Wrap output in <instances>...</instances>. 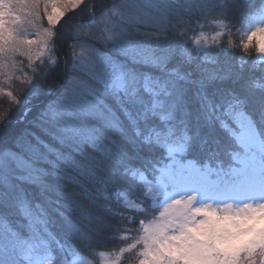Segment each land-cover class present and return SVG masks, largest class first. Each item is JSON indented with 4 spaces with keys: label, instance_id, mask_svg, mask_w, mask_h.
Instances as JSON below:
<instances>
[{
    "label": "snow or ice",
    "instance_id": "obj_1",
    "mask_svg": "<svg viewBox=\"0 0 264 264\" xmlns=\"http://www.w3.org/2000/svg\"><path fill=\"white\" fill-rule=\"evenodd\" d=\"M190 7L203 19L189 22L202 27L211 16L219 30L211 39L197 33L193 47L177 55L160 30L129 31L126 25L139 20L135 0L99 12L96 0H0V100L8 104L0 107V264H67L55 259L53 247L63 249L67 241L50 225L58 217L70 236L87 242L93 223L105 224L104 213L111 212L110 189L122 207L147 212L134 200L157 196L164 203L156 216L139 222L133 243L101 251L108 257L102 264H122L129 250H136L135 264H264V0L243 17L239 43L229 39L227 48L241 55L239 65L224 72L194 63V53L218 63L210 50L234 27L229 14L237 0H197ZM77 12L88 19L66 30L72 40L67 75L63 84L50 82L61 62L57 29ZM187 32L181 28L177 35L183 39ZM80 37L91 43L78 45ZM143 40L167 50L145 54ZM102 49L131 54L133 63L151 71L128 69ZM39 95L55 98L39 107L31 129L14 133V110L23 106L16 121L23 123ZM164 124L179 126L181 135L174 137ZM205 131L225 132L244 151L233 154L227 178L213 181L207 162L186 159L205 142ZM149 168L159 173L155 183L147 178ZM122 183L138 196L121 197ZM71 264L93 261L77 257Z\"/></svg>",
    "mask_w": 264,
    "mask_h": 264
},
{
    "label": "trees",
    "instance_id": "obj_2",
    "mask_svg": "<svg viewBox=\"0 0 264 264\" xmlns=\"http://www.w3.org/2000/svg\"><path fill=\"white\" fill-rule=\"evenodd\" d=\"M115 2L117 4L124 3L125 0H96V8L99 12L104 6H111ZM197 0H135L137 9L133 12V16L139 17L137 21L134 19L132 23L126 25L129 31H134L139 29L141 32H156L160 30L165 33L169 40L168 42L172 45L175 53L180 54L183 47L192 48L191 38L194 37L199 32H204L209 39H211L215 32L219 29L211 22V16L208 20L203 22L202 27H197L194 22L197 18H201V12L190 7L196 3ZM238 7L232 9L229 14V19L234 24L230 33L225 30L224 34L219 37L221 41L220 48H214L210 50L213 57L218 60V63H204L203 56L194 53V63H201V66L207 71H219L224 72L231 67L235 69L239 65V57L241 55L240 50H230L227 48L229 39H232L235 43H239L241 35L237 34V29L241 28V21L245 15H250L260 6V0H237ZM84 19L87 21L86 14L82 12H77L75 16L68 15L63 22L59 25L57 29L56 38V51L61 57L60 65L52 72L49 77V81L55 80L58 84H63V81L67 75L64 71V58L67 56L69 49L68 44L72 42L70 35L66 31L69 29L70 25L74 24L77 19ZM181 28H187V37L180 38L177 32ZM185 40L188 43L185 45ZM79 45L81 43H91L87 41L84 37H80L76 41ZM96 48H102L100 44L94 45ZM141 48L144 53L153 52L156 55H160L167 49L163 45H157L156 41L143 40ZM107 52L108 56L116 62H122L126 65L128 69H133L140 72H150L151 69L147 68L141 64L133 63L130 59V55L121 54L113 50L102 49ZM255 59V50L252 51V57L248 60L249 66ZM259 74V73H257ZM189 89L194 91L195 84L188 85ZM53 96L39 95L32 100L33 111L28 114L23 123H17L21 115L24 112L23 106L18 107L14 110L12 119L14 123L11 125L12 131L14 133L23 132L25 129H31L30 121L33 120L39 107L42 106L50 99H54ZM0 107L7 108L8 104L4 100H0ZM162 128L167 130L172 129L174 137H179L181 135V130L179 126L173 125H162ZM201 141H205L200 144L198 142L197 147H194L192 151L188 154V157L195 158V160L202 166L207 162L213 173L210 179L215 181L221 178H227L229 169L233 165L232 156L233 154H238L243 156L244 151L240 148L237 142L228 134L223 131H215L208 133L207 131L201 134ZM171 142V140H169ZM4 145L0 144V147ZM8 147H11V142L8 143ZM155 155H161V153H156ZM237 167L239 165H236ZM159 175L158 172L149 168L147 170V178L153 183L156 182V177ZM120 188L123 190L121 192V197L125 193L129 197H137L138 192L136 190L130 189L127 183H122ZM168 191L172 192L173 188L168 187ZM109 194L111 195V200L107 203L111 208V212L104 213L106 218V223L102 225H92L91 238L85 242L75 236H70L66 230H64L61 225L59 218L56 217V223L50 225V231H52L61 242L67 241L63 249L59 247H54V256L57 261L61 258L67 261V264L74 257H80L85 259H90L93 264H102L104 259L108 257H101L99 253L101 251L106 253L117 252L121 247H126L128 244L134 242L135 237L139 235L138 229L140 227L139 222L141 220L148 221L158 214L161 210L164 198L158 196L153 201L152 198L144 200L142 203L138 200H134V204H138L140 208L147 207L149 210L147 212L138 211L135 208L122 207L123 199L116 198V190L110 189ZM80 199V197H77ZM87 203V201H83ZM50 210V209H49ZM113 213L121 215H113ZM55 216V214H53ZM87 223V222H86ZM128 236L131 239L123 240L120 237ZM70 243L73 247L69 248L67 244ZM136 262V250H129L122 256V264H135Z\"/></svg>",
    "mask_w": 264,
    "mask_h": 264
},
{
    "label": "rangeland",
    "instance_id": "obj_3",
    "mask_svg": "<svg viewBox=\"0 0 264 264\" xmlns=\"http://www.w3.org/2000/svg\"><path fill=\"white\" fill-rule=\"evenodd\" d=\"M45 26H46V21H45ZM113 51L118 52V53H121V54H124V53H122L119 49H113ZM125 55H128V54H125ZM157 197H158V196H157ZM76 258H77V257L72 258V260H70L68 264H71V262H72L74 259H76Z\"/></svg>",
    "mask_w": 264,
    "mask_h": 264
}]
</instances>
